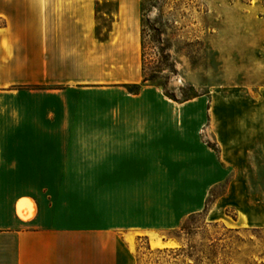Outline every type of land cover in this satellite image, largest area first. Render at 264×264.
Masks as SVG:
<instances>
[{
    "label": "crops",
    "instance_id": "1",
    "mask_svg": "<svg viewBox=\"0 0 264 264\" xmlns=\"http://www.w3.org/2000/svg\"><path fill=\"white\" fill-rule=\"evenodd\" d=\"M67 2L0 0V264H134L136 239L174 247L160 233L201 213L216 186L207 217L230 207L238 226H263L246 170L256 150L264 168V85L221 91L218 106L152 84L129 91L140 82L125 66L95 75L88 59L66 58L51 22ZM96 4L72 15L85 18V52L107 41Z\"/></svg>",
    "mask_w": 264,
    "mask_h": 264
},
{
    "label": "rangeland",
    "instance_id": "2",
    "mask_svg": "<svg viewBox=\"0 0 264 264\" xmlns=\"http://www.w3.org/2000/svg\"><path fill=\"white\" fill-rule=\"evenodd\" d=\"M68 1L62 8L68 14L54 19L51 27H63L65 36L58 41L66 47V58L88 59L95 75L125 66L137 73L138 82L144 77L175 100L203 95L207 105L214 100L215 106L221 91L252 94L264 85V0H97L93 27L98 39L107 41L89 42L87 52L82 48L88 43L85 18L72 16L82 12L86 0ZM246 176L248 187L264 196L257 150ZM220 191L221 186L211 190L201 213L160 233L174 238V247L150 248L145 237L136 239L134 264H264V225L238 226L230 207L223 210V219L216 212L206 216Z\"/></svg>",
    "mask_w": 264,
    "mask_h": 264
},
{
    "label": "bare ground",
    "instance_id": "3",
    "mask_svg": "<svg viewBox=\"0 0 264 264\" xmlns=\"http://www.w3.org/2000/svg\"><path fill=\"white\" fill-rule=\"evenodd\" d=\"M33 213H34V207H33V204L31 203V201L28 199L21 200L20 201V208L18 210L19 217L22 219H29L32 217ZM150 247L162 248V245L159 243L150 242Z\"/></svg>",
    "mask_w": 264,
    "mask_h": 264
},
{
    "label": "trees",
    "instance_id": "4",
    "mask_svg": "<svg viewBox=\"0 0 264 264\" xmlns=\"http://www.w3.org/2000/svg\"><path fill=\"white\" fill-rule=\"evenodd\" d=\"M145 82H146V79L143 77V78H142V81H141L140 83H138V84H134V85H133V87L135 88V89H134V92L138 91V89L140 88L141 85H143V84H148V83H145ZM152 85H154V84H152ZM155 86H158V85H155ZM158 87H159V86H158ZM165 96H167L168 98H170V99H172V100H175V99H173L171 96H168L167 94H165ZM189 98H191V97H187V98H184V99L179 100V101L187 100V99H189ZM175 101H178V100H175ZM206 200H207V199H206ZM206 206H207V201H205L204 208H205Z\"/></svg>",
    "mask_w": 264,
    "mask_h": 264
}]
</instances>
